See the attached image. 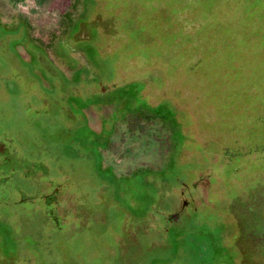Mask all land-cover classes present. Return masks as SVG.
<instances>
[{
	"label": "rangeland",
	"instance_id": "obj_1",
	"mask_svg": "<svg viewBox=\"0 0 264 264\" xmlns=\"http://www.w3.org/2000/svg\"><path fill=\"white\" fill-rule=\"evenodd\" d=\"M0 21V142L59 187L55 222L14 204L17 172L0 189V264H264V0H0Z\"/></svg>",
	"mask_w": 264,
	"mask_h": 264
},
{
	"label": "flooded vegetation",
	"instance_id": "obj_2",
	"mask_svg": "<svg viewBox=\"0 0 264 264\" xmlns=\"http://www.w3.org/2000/svg\"><path fill=\"white\" fill-rule=\"evenodd\" d=\"M13 144L16 143L12 137L10 139L2 137V141L0 142V189L4 190L8 184L13 182L15 180L14 174L17 172L20 177L31 182L33 189L32 192H24L16 187L12 188L11 193L18 198L17 201L16 198L13 200L14 204H25L28 201L39 198L42 207L47 209L46 213L51 221H57L53 217V214L59 209V187L56 186L54 190L51 189L47 194H43L41 191L43 182L48 180L55 171L45 168L39 160H26L23 157L22 160L17 159L12 154ZM58 167L59 172L62 174L61 167Z\"/></svg>",
	"mask_w": 264,
	"mask_h": 264
},
{
	"label": "trees",
	"instance_id": "obj_3",
	"mask_svg": "<svg viewBox=\"0 0 264 264\" xmlns=\"http://www.w3.org/2000/svg\"><path fill=\"white\" fill-rule=\"evenodd\" d=\"M8 2H10V3H12V4H14V5H17V4H21V3H23L25 0H7ZM38 6H42V5H44L45 3H47L49 0H33ZM72 7V6H71ZM67 14L68 13H64L63 15H62V18H61V20H62V22H65V17L67 16ZM18 24H17V27H16V29H17V32L23 27L24 28V30H25V32H29V33H31V28H30V26L28 25V23L25 21V20H19L18 22H17ZM66 23V22H65ZM10 25H6V24H2L1 23V21H0V29H3V30H6V28L7 27H9ZM8 92V91H7ZM9 93V92H8ZM221 232V231H220ZM235 233H236V231H235ZM223 234V233H222ZM222 234H220L219 235V237H221V235ZM4 242L5 243H7V240L4 238ZM222 252L223 253H226V248H222ZM8 255H10V253H7Z\"/></svg>",
	"mask_w": 264,
	"mask_h": 264
},
{
	"label": "water",
	"instance_id": "obj_4",
	"mask_svg": "<svg viewBox=\"0 0 264 264\" xmlns=\"http://www.w3.org/2000/svg\"><path fill=\"white\" fill-rule=\"evenodd\" d=\"M174 219H177V217H174ZM201 251L204 252L205 249L203 247H201Z\"/></svg>",
	"mask_w": 264,
	"mask_h": 264
}]
</instances>
